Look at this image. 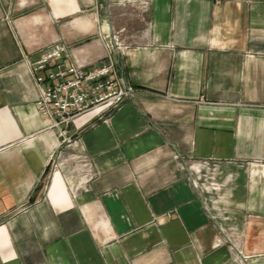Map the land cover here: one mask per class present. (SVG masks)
<instances>
[{
    "label": "crops",
    "instance_id": "crops-1",
    "mask_svg": "<svg viewBox=\"0 0 264 264\" xmlns=\"http://www.w3.org/2000/svg\"><path fill=\"white\" fill-rule=\"evenodd\" d=\"M116 35L133 91L53 171L27 63L96 67ZM0 264H264V0H0Z\"/></svg>",
    "mask_w": 264,
    "mask_h": 264
},
{
    "label": "built area",
    "instance_id": "built-area-1",
    "mask_svg": "<svg viewBox=\"0 0 264 264\" xmlns=\"http://www.w3.org/2000/svg\"><path fill=\"white\" fill-rule=\"evenodd\" d=\"M146 5L147 2H144L143 6ZM112 44L108 43L106 54L96 67L66 63L67 49L60 44L46 47L40 52L37 61L27 63L38 92L37 111L48 121V129H57L60 139L58 152L49 161L53 171L59 169L64 160L61 156L63 145L74 143L69 135L72 121L97 108H101L103 113H110L118 109L133 91L122 83L118 75L114 51L118 53L123 48L118 35L112 37ZM72 159L78 166L74 170L77 181L74 190H78L95 173L87 158L74 155Z\"/></svg>",
    "mask_w": 264,
    "mask_h": 264
}]
</instances>
